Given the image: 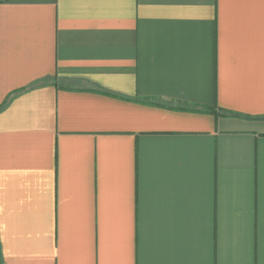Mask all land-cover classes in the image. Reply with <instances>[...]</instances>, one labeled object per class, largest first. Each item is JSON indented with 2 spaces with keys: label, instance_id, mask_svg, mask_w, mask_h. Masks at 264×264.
Here are the masks:
<instances>
[{
  "label": "crops",
  "instance_id": "0c3cea01",
  "mask_svg": "<svg viewBox=\"0 0 264 264\" xmlns=\"http://www.w3.org/2000/svg\"><path fill=\"white\" fill-rule=\"evenodd\" d=\"M0 264H264V0H0Z\"/></svg>",
  "mask_w": 264,
  "mask_h": 264
},
{
  "label": "trees",
  "instance_id": "16d2710c",
  "mask_svg": "<svg viewBox=\"0 0 264 264\" xmlns=\"http://www.w3.org/2000/svg\"><path fill=\"white\" fill-rule=\"evenodd\" d=\"M232 116H234V114H231Z\"/></svg>",
  "mask_w": 264,
  "mask_h": 264
}]
</instances>
